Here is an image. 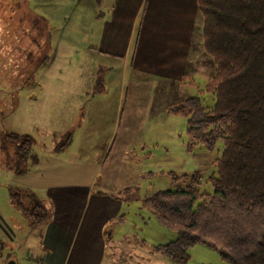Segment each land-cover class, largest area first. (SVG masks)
<instances>
[{
    "label": "rangeland",
    "instance_id": "rangeland-1",
    "mask_svg": "<svg viewBox=\"0 0 264 264\" xmlns=\"http://www.w3.org/2000/svg\"><path fill=\"white\" fill-rule=\"evenodd\" d=\"M88 5L87 0H0V105L4 106L0 110V250L4 260L13 252L16 264H29L24 258L28 250L22 243L24 236L30 232L35 236L40 232L42 236L45 234V231H41L42 223L26 226L21 211L12 205L11 195L18 193L19 181H23L16 171H30L36 163L33 160L37 155L43 156L50 150L55 153L61 150L60 153L67 155L70 160L75 159L69 152L72 148V142H69L71 138L75 142L86 137L93 141L91 146L100 147L106 137L107 145L108 137L112 136V123L118 107V89L112 84L116 83L121 70L110 69L108 73L101 74L108 87L104 85L103 89L102 86V91L100 87L94 86L92 90H99L94 99L76 97L84 88V80L88 74V69L80 60L82 54L78 48L86 43L95 44V22L91 17V14L94 15V5ZM96 8L100 10L101 5ZM90 29L92 33L89 32ZM86 35L88 36L85 37ZM49 42L52 45L51 52ZM69 46L74 49L66 63L65 56L61 53L69 52ZM192 65H195V68L185 74L183 86L180 87L182 89H178V99L169 100L170 103L183 101L190 95L198 94L200 89L189 84V81L199 82V88H203L205 81L213 73V65L204 53L198 57L196 64ZM191 72L195 76H192ZM44 83H48V86L45 87ZM61 83L67 86L75 84L67 88ZM54 93L65 95L68 99L57 101L55 97L58 95ZM102 93L105 98L100 102L98 97ZM122 101L123 99L117 120L120 126L127 114V101ZM102 103L106 106L104 112L100 116L94 114L93 118L88 119V113ZM153 104L146 110L149 111ZM76 108L81 112L70 117V110ZM140 113L143 114L142 117H137L135 121L149 119L147 126L151 125L152 129L143 134V123L137 133L129 135L130 140L134 137V142H138L130 146L129 156L136 162V170L140 169L142 173L139 177L137 175L135 185L139 199H129L127 195L128 200L121 204L119 218L111 220L105 226L107 247L101 264H229L217 251L201 244L188 251L184 262L174 263L151 254L150 247L167 244L175 240L177 234L160 224L142 207L141 201L157 189L174 187L170 177L165 175L169 172H199L204 179L205 190L211 192V185L207 180L215 170L213 161L220 156L222 145L217 143L212 152L202 147H194L188 152L184 117L161 110L150 111L149 118L145 117L144 109ZM88 129L100 134L89 133ZM8 133L29 135L32 144L28 160L18 163L3 154V146L6 143L2 142ZM114 136L103 159L106 156L111 158L119 143V138L116 137L112 146ZM139 142H146L145 150L141 149L143 145ZM85 144L86 141H83V148L80 149L82 153L86 151ZM64 146H67L68 150H63ZM12 149L9 147L10 152ZM96 158L98 155H90V160ZM149 171L152 173L147 174ZM99 183L100 181L97 185ZM106 194L103 192L99 195L94 192L93 197L105 198L103 196ZM20 196L19 199L27 205L29 200ZM101 205L104 206V202ZM20 223L25 232L20 229ZM6 225L14 232L8 233ZM11 233L13 238L17 235L16 247L8 243ZM6 243L8 246H5Z\"/></svg>",
    "mask_w": 264,
    "mask_h": 264
},
{
    "label": "crops",
    "instance_id": "crops-1",
    "mask_svg": "<svg viewBox=\"0 0 264 264\" xmlns=\"http://www.w3.org/2000/svg\"><path fill=\"white\" fill-rule=\"evenodd\" d=\"M87 3L88 6L94 5V15L91 14V17L95 22V44L86 43L78 48L82 54L80 60L84 62L88 74L84 88L76 97L94 99L99 90H92L93 87L102 90V86L103 89L104 85L107 86L102 75L110 69L121 70L116 83L112 84L118 89V107L112 123V136L108 137L107 145L106 137L100 147L91 146L93 141L86 137L75 142L71 138L69 142H72V148L69 152L75 159L70 160L67 155L60 153L61 150L55 153L49 148L50 151L43 156L37 155L33 160L36 163L30 171L20 176L23 181H19L18 187L30 190L49 212L48 220L41 224V231H45L43 236L41 232L35 236L26 230L27 235L22 243L28 249L24 258L29 264L103 262L107 247L105 226L119 218L124 193L136 192L137 175H142L140 169L136 170V162L129 156L130 146L138 143L134 142V137L130 140L129 135L137 133L143 123V134L152 128L151 125L147 126L149 119H135L142 117L140 112L143 109L147 118L150 111L166 112L168 106L174 103L169 100L178 99V89H182L180 87L183 86L185 74L192 71L195 66L192 64H196L198 57L203 54L202 20L197 0H87ZM99 4L101 8L97 10ZM73 49L69 46V52L61 53L66 63ZM49 51H52L51 42ZM190 74L195 76L193 72ZM74 84L67 86L61 83L67 88ZM44 85L47 87L48 83ZM54 94L58 95L55 97L57 101L63 102L62 98H67L65 95ZM98 98L102 102L104 93ZM122 99V102L127 101V114L120 126L117 120ZM3 100L7 101L5 98ZM152 104V108L147 111V107ZM3 107L0 105V110ZM105 108L103 103L96 105L88 113V119L93 118L94 114L100 116ZM70 111V117L81 112L79 108ZM63 112L67 116L66 111ZM88 132L100 134L89 129ZM113 135L112 146L116 137L119 143L112 157L106 156L103 159ZM83 141H86L85 153L80 151ZM144 144L146 142L141 143L143 150ZM67 146L62 149L68 150ZM90 152L98 155V158L90 160ZM151 173L149 171L147 174ZM94 192L107 194L103 196L105 198H96L93 197ZM103 202L104 206L101 205ZM22 215L26 226H30ZM6 227L8 233L14 232ZM19 227L23 229L21 223ZM14 229L18 230L15 226ZM7 236L9 238V234ZM15 236L13 238L11 233L8 240L14 247L17 244ZM9 261L16 264L13 252L4 260L0 250V264Z\"/></svg>",
    "mask_w": 264,
    "mask_h": 264
},
{
    "label": "trees",
    "instance_id": "trees-1",
    "mask_svg": "<svg viewBox=\"0 0 264 264\" xmlns=\"http://www.w3.org/2000/svg\"><path fill=\"white\" fill-rule=\"evenodd\" d=\"M197 8L203 53L213 73L203 88L189 81L199 93L171 104L167 112L185 118L188 152L194 147L212 152L217 143L222 151L207 180L211 192L199 172H169L165 175L174 187L157 189L141 201L177 234L175 240L149 250L168 261L184 262L188 251L201 244L229 264H264V0H197ZM4 143V155L18 163L28 160L29 135L8 133ZM137 192L124 193L123 201L127 195L139 199ZM20 195L29 200L27 205ZM11 202L30 226L49 218L30 190L18 188Z\"/></svg>",
    "mask_w": 264,
    "mask_h": 264
},
{
    "label": "water",
    "instance_id": "water-1",
    "mask_svg": "<svg viewBox=\"0 0 264 264\" xmlns=\"http://www.w3.org/2000/svg\"><path fill=\"white\" fill-rule=\"evenodd\" d=\"M7 264H14V262L13 261H9Z\"/></svg>",
    "mask_w": 264,
    "mask_h": 264
}]
</instances>
